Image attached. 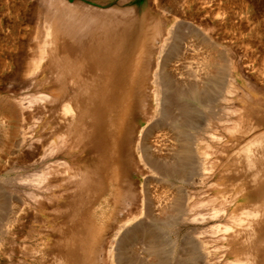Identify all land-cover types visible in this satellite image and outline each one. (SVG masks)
Wrapping results in <instances>:
<instances>
[{
  "label": "bare ground",
  "instance_id": "1",
  "mask_svg": "<svg viewBox=\"0 0 264 264\" xmlns=\"http://www.w3.org/2000/svg\"><path fill=\"white\" fill-rule=\"evenodd\" d=\"M149 3L126 8L115 4L102 10L88 6V0L50 2L54 9L53 42L44 43L41 38L42 45L38 42L34 50L49 48L42 73L43 97L51 108L44 111L55 123L49 128L53 138L44 145L57 161L29 180L35 182L32 185L43 183L45 192L55 194L58 201L39 204L54 218L46 231L51 237L47 252L53 264H97L106 234L120 221L124 200L132 204L126 216L140 202V215L147 217L146 199L153 187L158 195L167 194L163 202L169 204L174 218L188 217L189 212L197 217L171 219L169 226L213 222L209 228L194 232H228L224 239L215 237V242H227L233 253L242 251V257L226 264H264V110L250 111L257 120L253 127L245 128L244 135L252 130L256 134L243 139L244 146H240L239 154L246 155L241 171H237L239 154L229 152L224 160L225 153L213 152L220 162L225 161L222 174L229 176L228 184L213 183V190L218 194L226 190L229 203L240 196L248 203L235 208L227 219L223 218L224 211L207 217L205 209L217 200L216 196L212 200L205 196L207 134L209 127L215 130L222 123L223 84L215 81L207 90L187 79L182 61H178L181 52L175 50L180 29L168 30L160 47L156 46L162 37L161 28ZM44 28L42 33L48 29ZM34 61L36 58L32 66ZM204 70L202 66L198 69ZM1 111L3 118H13L15 112L13 107ZM135 176L144 178L139 195L135 193ZM131 220L123 221L111 239L106 253L109 264H133L128 256L123 257L125 260L118 256L128 239L142 237L137 244L148 250L155 247L153 224L143 218L131 225ZM194 254L189 247L185 255L191 258ZM162 260L155 264L167 263Z\"/></svg>",
  "mask_w": 264,
  "mask_h": 264
},
{
  "label": "rangeland",
  "instance_id": "2",
  "mask_svg": "<svg viewBox=\"0 0 264 264\" xmlns=\"http://www.w3.org/2000/svg\"><path fill=\"white\" fill-rule=\"evenodd\" d=\"M51 1L57 0H0V113H3L2 108L13 107L15 110L13 118H3L0 114V264H53V258L47 252L50 248L47 243L50 242L51 237L46 231L50 230L54 218L47 215L39 204L58 201L55 194L45 192L43 183L33 184L36 185L34 187L31 183L35 182L29 181L33 179L31 176L36 173L38 175L39 170L42 171V168L50 167L55 160L57 161V156L48 155L49 150L44 145L46 140L48 142L52 140L53 135L49 128L55 123L54 117L50 118L44 111L45 107L46 110L51 108L46 106L43 97L45 80L42 73L44 55L48 53L49 48L45 51L37 49L39 56L34 50L39 47L38 42L40 46L42 45L41 38L44 39L42 40L44 43L49 40L53 42L51 19L54 16V9L50 5ZM88 1V6L102 10H107L115 4H124L126 8L150 2V7L157 13L156 20L162 35L160 40L156 41V46L160 47L168 30L180 29L178 48L175 50L181 52L182 56L179 55L178 61L179 63L182 61L181 69L187 74V79L200 83L207 90L215 81H221L223 84L221 85L222 123L220 122L215 130L209 127L207 134L208 186L205 196L207 199L210 197V200L216 196L217 200L214 201L216 203L208 205L203 214L213 217L224 211L223 218H229L235 208L248 203L247 199L240 196L229 203L230 195L226 190L222 196L223 194L220 192L218 194L211 185L229 183L228 174L225 177L222 174L226 170L223 161L227 160L232 152L235 155L239 154L244 140L256 134V131L252 130L251 134L248 132L249 135L247 133L244 135L245 128L253 127L257 120V117L250 112L251 109L264 110V0ZM175 12L178 14H173ZM43 28L46 29L44 33H42ZM46 35L48 38H45ZM32 38L35 40L33 41ZM168 42L170 44V40ZM206 56L208 60L204 59ZM34 58L37 62L34 61L36 63L33 62L35 65L32 66ZM199 65L205 70L199 72ZM217 151L225 153L222 162L213 156V152ZM249 151L251 155L252 151ZM244 155L241 153L236 155L237 171L242 169V160L246 156ZM134 179L135 193L139 195L144 178L135 176ZM36 187L42 188V191H38ZM154 190L153 187L148 190L146 199L148 218L143 214L140 215V202L135 206L136 209L126 216L125 213L127 209L132 208V204L124 200L119 209L120 221L110 233L106 234L103 251L98 257L97 264H109L106 253L119 225L133 219L130 221L132 225L143 218L153 224L151 226L155 230L156 248L152 247L148 250L145 246L137 244L142 237L128 239L123 247L120 246L118 252L122 260L128 256V260L130 259V262L133 260V264H155L157 260L162 259L167 261L166 264H226L242 254V251L238 254L233 253L229 248L231 245L223 240L215 242V237L222 239L227 237L228 232L225 230L217 235L212 232H206V235L195 233L198 229L202 230L214 225L213 222L203 226L200 223L189 222L187 219L189 225L169 226L168 222L171 219L179 217L184 221L189 217L191 219L197 217L195 213L193 214L195 217H192L193 215H190L192 212H189L188 217L174 218L168 209L169 204L165 205L163 202L167 199L165 198L167 194L158 195L159 193ZM164 219L168 222L166 223ZM189 247L193 248L195 254L191 258H186V250ZM154 248L157 250L155 251Z\"/></svg>",
  "mask_w": 264,
  "mask_h": 264
}]
</instances>
